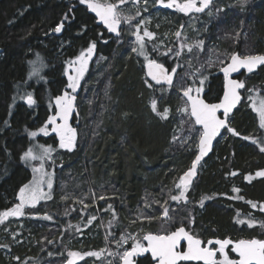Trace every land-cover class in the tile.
<instances>
[{
    "label": "trees",
    "instance_id": "1",
    "mask_svg": "<svg viewBox=\"0 0 264 264\" xmlns=\"http://www.w3.org/2000/svg\"><path fill=\"white\" fill-rule=\"evenodd\" d=\"M73 3H75L73 0H0V210L11 207L15 203L19 187L31 179L30 168L25 167L19 159L22 152L33 142L30 141L25 129L37 130L47 120L48 115L52 114L49 98L63 90L66 83V77L63 75L65 61L74 58L90 41L96 40V55L107 57L111 64L110 71L106 72V77L111 83V100L104 101L98 72L89 71L85 78L89 88L84 96V89H81L77 104L81 108V115L84 116L86 107L83 104L87 105V98H93L90 95H94L95 90V102L90 110L94 112L92 118L103 123L97 130L98 135L92 137L93 144L89 150L85 151L82 145L78 153L66 151L65 154L70 157L72 163H67L66 169L72 174H82L84 180L89 183L94 181L90 183L94 188L104 185L108 193L115 191L120 199L112 202L118 211L119 219L123 221L124 218L126 221L124 215L128 212L134 213L142 203V196L151 194V198L156 199L159 196L163 201L166 198V191L175 188L179 176L190 166L194 155L193 151L177 150L170 144L174 128H178L173 119L177 116L176 99L170 98L169 94L161 103V107L166 104L171 109L169 121L160 122L150 113L147 102L152 93L142 82L143 60L139 58L138 62L137 58L127 59L130 51L128 46L126 44L118 46L114 39H109L110 36L94 22L95 19L90 12L76 4L75 19L67 22L60 34L50 33V29L60 22ZM220 3L234 5L222 14L221 24L224 25L217 28L211 23L205 31L203 27L206 23L202 24L200 36L194 39H204L207 48H210L212 40L221 41L229 47L228 52L233 50L241 54L264 52V0H248L241 13L238 12L240 5L234 4L232 0H220ZM174 18L177 24L187 23L188 20L179 13ZM83 24L88 25L87 31L77 35ZM237 31L241 35L238 42H234L233 37ZM101 32L104 33V39L109 40L108 44L99 39L98 34ZM125 37L124 35L123 40H126ZM36 52L41 53L48 65L46 70H42V75L47 79L46 84L28 78L30 71L28 61L35 59ZM158 59L166 66L172 65L162 57ZM212 69L208 70L212 72H208L210 75L204 95L208 101L218 102L223 93V81L220 73ZM241 80L245 81L246 88L259 89L260 94L264 95V66L252 74H242ZM18 92L33 93L37 104L29 108L17 95ZM242 95L243 104H240L232 115V127L242 135H263V131L258 129L256 113L245 107L248 97L246 89H242ZM178 98L180 100L179 95ZM101 104L106 105L108 109L103 116L100 115ZM123 112L129 113L126 120L121 119ZM77 118L74 113L73 123ZM6 120L9 121L7 126L4 124ZM89 131L87 130L83 137L88 138L86 134ZM34 142L56 145L57 139L52 134L48 137L39 135ZM204 162L209 164V168L203 173L200 172L196 183L194 182L193 202L196 204L204 197L209 199L205 200L203 208H199L193 231L205 241L214 237H230L234 240L251 237L264 239V234H261L259 228L250 230L246 225L235 223L237 214L239 218H245L249 213L264 217V213L256 212L246 203L248 200L264 202V178H255L251 183L244 180V175H254L255 171L264 169V153H260L250 142L232 137L225 130L216 140L212 153ZM88 169L90 175L87 173ZM232 171H237L238 175L235 177L226 175ZM58 180L59 176L56 178L55 189ZM234 186L239 187L241 192L233 193L231 189ZM161 189H164L163 193ZM99 191L101 192V188ZM237 195L243 196L244 200L228 199L229 196ZM58 198L55 190L52 201L46 202L45 207L38 206L41 212L48 211L52 214L53 221L25 218L29 230L23 232L22 236H29L30 242L25 247L8 244L12 254L11 260L0 254V264H10V261L33 264V260L36 259L40 264H50L62 257H49V251L60 252L76 235L77 238H87L88 230L85 229L83 235L64 231L67 222L62 217L65 208H71L72 205L68 202L60 205ZM195 204L192 206L199 207ZM99 206H105L104 202H100ZM73 207L79 209L77 205ZM158 214L159 212L155 213ZM103 215L104 221L109 219L106 213ZM79 217L78 213H73L71 219L75 223H80ZM98 220L94 221L95 224H99ZM157 224L159 222L156 221L150 225L145 223L143 228L145 231L155 232ZM136 227H139V224ZM44 237L53 240L54 243L51 245L46 242L43 245L38 243ZM16 256L20 257L19 262L12 259ZM139 264H151V260L149 257L139 258Z\"/></svg>",
    "mask_w": 264,
    "mask_h": 264
},
{
    "label": "snow or ice",
    "instance_id": "2",
    "mask_svg": "<svg viewBox=\"0 0 264 264\" xmlns=\"http://www.w3.org/2000/svg\"><path fill=\"white\" fill-rule=\"evenodd\" d=\"M247 3L248 0H238L241 10H244ZM78 4L86 6V10L94 14L97 25L102 26L109 34H113L109 39H114L118 45L123 44L125 34L130 36V51L127 59L137 58L139 62V58H143L144 76L142 82L152 93L148 98L147 108L160 122L169 121L171 112L169 106L165 104L161 107V103L165 101V97L171 90L177 91L182 105L176 109L180 117L179 127L174 128L170 144L177 150L193 151L194 158L187 170L179 176L178 182L175 184V194L169 190L162 202L151 198V194H146L141 197L142 203L138 205L135 213H129L131 216L130 225L141 224L138 233H132L128 228H124L119 237H116L114 229L118 227L119 223L118 211L112 201L120 199V197L115 191L108 193L105 186L101 185V194L99 195L92 187L80 195L65 192L61 196V201L67 202L71 199L73 205L80 207L79 209L66 207L64 215L67 217L72 213H78L81 222L76 225L69 222L64 231L70 232L74 228L75 233L83 235L84 229L93 226L94 221L100 217V213H110L111 219L106 225L101 221L98 227H106L113 231L105 232V246L99 250L82 252L69 250L67 245H64L60 252L49 251L48 256L63 257L66 252V259H63L61 264H80L81 261L87 264L86 258H95L94 264L96 261H99L100 264H139V258H148L146 254H150L152 264H264V239L251 237L234 240L230 237H214L205 241L193 231L195 225L193 211L188 209L187 216H180L179 213L185 209L171 205V202L185 206L191 203L189 193L199 175L201 162L213 150V142L217 137L223 135L222 130H226L232 137L250 142L259 149L260 153H264V135H242L240 131L232 127L233 110L242 100L239 90L246 89L249 93L247 99L250 101L248 106L258 117V129L264 130V95L260 94L259 89L246 88L245 81L231 78L233 73H238L241 69L246 70L247 73H254L258 68L264 66V52L244 54L236 50L220 52L215 46L207 48L204 39H195L190 42L185 32V24H180L171 34L175 37V41L171 44L165 43L169 33H164L163 39H161L158 32L150 29L152 24L150 8L171 9L193 21H198L200 14L207 15L209 20L220 19L221 14L234 5L221 4L220 0H78ZM127 5H132L134 11L126 7ZM76 6V3L69 6L68 12L64 13L60 22L50 29V33L60 34L64 30L65 24L75 19ZM144 13H148V15H144ZM188 26L199 35V29L195 27V24ZM159 27L160 25L157 24L156 28L159 29ZM87 29V24L81 25L77 35L83 34ZM204 30H208L207 25ZM48 34L45 33V35ZM240 35L239 31L235 33L234 42H238ZM98 36L104 44L109 43V40L104 39L103 32ZM206 48L208 58L202 60L201 53L205 52ZM96 49L97 41H90L78 55L65 61L63 75L66 77V83L63 90L49 98V108L52 109L53 114L48 115L47 120L37 130L25 129L30 141H34L41 134L48 137L50 133H54L58 138L59 149L66 150L68 153H72L76 149L78 131L76 127L72 126L70 120L78 108L77 100L81 88L83 87L85 92L88 90L85 78L90 71V62L94 59ZM150 53H155L156 57H162L164 60H174L175 64L166 66L161 59L153 58ZM186 54L188 59L184 60ZM34 56L35 59L28 61L30 66L28 78H37L46 84L47 79L42 75V70H46L48 65L41 53L36 52ZM107 59V57L100 56L95 60V63L100 64ZM182 60H184L183 63L180 62ZM193 60H196L199 66L193 64ZM217 66L223 73V93L218 98V102H210L204 95L206 82L210 75L208 70ZM179 69L184 70L183 75L178 71ZM82 81H85L83 85ZM110 88L109 81L104 89L106 100H111ZM93 94L96 97L95 90H93ZM17 95L29 108L37 104V100L31 92L23 94L18 92ZM141 98H143V93H141ZM15 99L14 96L13 101ZM87 102L92 106L95 101L94 98H88ZM100 107L102 109L100 115L103 116L108 109L104 104H101ZM9 108V114H11V105ZM218 113H222L223 118ZM128 116V112L121 113V119L126 120ZM102 123L103 121L96 122V128H99ZM4 124L7 126L9 121H4ZM93 135H98V133L94 130ZM54 152H56V148L51 145L32 143L20 155V161L25 167L30 168L32 175L27 183L19 187L15 197L18 202L5 210H0V225H6L7 222V226L2 229L4 232L9 231L13 218L20 220V218L26 217L49 222L54 220L52 214L48 211L41 212L38 207L41 202L46 203L54 199L55 168L57 167ZM59 167L62 168V165ZM226 175L235 177L238 172L232 171ZM255 178H264V169L255 171L254 175H244V180L249 183ZM90 183H94V181ZM65 187L66 185H61L62 191ZM231 191L238 194L241 189L234 186ZM161 192L163 193L164 189H161ZM207 199L209 197L202 198L198 202L199 207L203 208ZM228 199L244 200V197L237 195L229 196ZM88 200H91V204L87 202ZM100 202H104L105 206H99ZM246 203L256 212L264 213V202L248 200ZM153 205H159V215L154 214L157 209H154ZM178 218L179 225L177 226ZM153 221L160 223V230L158 232L145 231L143 224H151ZM235 223L241 226L246 225L250 230L259 228L261 234H264V217L249 213L245 218H239V214H237ZM20 226L23 227V224L21 223ZM19 235L18 231L10 233L12 240L16 243H20L17 239ZM45 242L49 245L54 243L47 237L38 241L41 245ZM129 243L130 247H125ZM111 244L115 245V250L109 247ZM0 248L11 250L8 244H0ZM12 259L20 261L18 256L12 257ZM33 264H40V261L33 260Z\"/></svg>",
    "mask_w": 264,
    "mask_h": 264
},
{
    "label": "rangeland",
    "instance_id": "3",
    "mask_svg": "<svg viewBox=\"0 0 264 264\" xmlns=\"http://www.w3.org/2000/svg\"><path fill=\"white\" fill-rule=\"evenodd\" d=\"M73 1H75V3L77 5H79L78 4V0H73ZM232 2L234 4H238V0H232ZM80 6H82V5H80ZM82 7H84V6H82ZM127 7L130 8V9H133V11H134V7L132 5H128ZM238 12L241 13V12H243V10H241V8H239V11ZM150 13L152 14V24L150 25V29L153 30V31H155V32H158V34L161 37V39H163V34L164 33H169L168 39L165 41V43H168V44H171V43H173L175 41V37L172 36L171 34L180 26V24H185L186 25L185 32L187 33L190 42L192 40H195L194 37H199L200 36V31H199V35H198L197 32L193 31L192 28L189 27L188 25L195 24V27L198 28L199 30L201 29V25L202 24H205V23H206L205 25H207V28L210 27V24L211 23L215 24V26L217 28H220L221 26L224 25V24H221L222 23V18H223L222 14H221V18L220 19H212V20H209V17L207 15L200 14L198 21H193L189 17L185 16V17L188 18L187 23H178L177 24L176 23V20L174 18V16L177 13L174 12L173 10H171V9H164V8H160V7H155V8H150ZM179 14H181V13H179ZM144 15H148V13H144ZM157 24L160 25L159 29L156 28V25ZM125 36H126L125 37L126 40H123V44H119V45L126 44L128 46V48H129L130 36L127 35V34H125ZM206 41H208V39H206ZM232 44H233V41H232ZM214 46L220 52H224L225 50H227V48H229V47H226L225 44L223 42H221V41L212 40V43L210 45V48H212ZM129 50H130V48H129ZM150 54L152 56H155L156 57L155 53H150ZM97 58H99V57L96 55V52H95L94 59H93L92 62H90V71L98 72V75H99L98 81H101V86H102L101 88L103 89V92H101V94L104 97V89H105V86H106V84L109 83V79H108V77H106V72H109L110 69H111V67H109V64L110 63L107 60L101 62L100 64H96L95 63V60ZM207 58H208L207 57V53L206 52H203V55L201 54V59L203 60V59H207ZM134 59H136V58H134ZM141 59L143 60L142 57H141ZM187 59H188V56L186 54L184 56V60H187ZM184 60H182L180 62L183 63ZM167 61L170 62L172 64V66H174V64H175V61L174 60H167ZM193 64H195L196 66H199L196 60H193ZM214 69L217 70L216 72H219L220 73L219 66L215 67ZM183 71L184 70L181 69V71H180L181 75H183ZM143 72H144V70H143ZM208 72H212V71H208ZM32 79L38 80L37 78H32ZM84 83H85V81H82V85ZM87 86L89 88V85H87ZM80 92H81V90H80ZM80 92H79V94H80ZM84 94H85V91H83V96H84ZM169 94H170V98H172L173 100L176 99L175 100V103L178 105V107L180 105H182V100L181 99L179 100V98H178V95L179 94L177 93V91L175 89H173V91H170ZM252 94L255 95V93H252ZM248 95H249V93H248ZM91 96H93V98H94V95H90V97ZM104 101H107L108 102L109 100H106L105 99ZM249 104H250V101H248V99H247V103H246V106L245 107H249L248 106ZM83 105L86 107L84 109L85 110V115L84 116L81 115V108L78 107L77 110H76V112H74V113H76V115L78 113V115H77V117H78L77 118V121L73 123V117L70 120V123L72 124V126L73 127H76L77 128V131H78L77 147L74 150L77 153L82 149V145H83V147H85L84 148L85 151L86 150H89V148L93 144L92 143V137H95V135H93V131L95 130L97 132V130L99 129V128H96V121H97V119L92 118V116H94V112L92 110H90L91 109V106L88 104V102H87V105H85V104H83ZM249 108L251 109V107H249ZM52 114H53V111H52ZM73 116H74V114H73ZM173 119H174L175 125L177 127H179V119H180V117H179L178 113H177V116L176 117L174 116ZM87 130H90L89 133L86 134V135H88V138H86L85 136L83 137L84 133ZM262 131H263V135H264V130H262ZM50 134H52V136H54L56 138V136H55L54 133H50ZM56 139H57L56 145H52L50 143H44V145L45 146L51 145L54 148H56V152L53 153V155L55 157V160H56V165H57V167L55 168L56 177H55L54 187L56 185V178L59 176V180L57 181V188L55 189V190H57V195L59 196L58 203L60 205L66 203V202H62L61 201V196L65 192H67V193H75L76 195H80L83 192H87V190H88L89 187H92L96 191L97 195L101 194V192L99 191V188L100 187H98V188L95 187L94 188L92 185H90L89 181H87V180L85 181L84 180V176L82 174H77L76 172H74L76 174H72L70 171H68L66 169L67 163L69 164V162H70L71 159H70V157L68 155L65 154L66 153V150H61V149L58 148V138H56ZM34 141L32 143H38V142H34ZM59 165H62V168L59 167ZM207 168H209V164L203 162L202 165L199 168V173L200 172L203 173L204 170L207 169ZM87 173H88V175H90L89 169H88ZM61 185H66V187L63 189V191L61 189ZM77 185H79V187H77ZM173 189H174V191H173ZM173 189H172L173 194H175V188H173ZM193 190L194 189H192L190 191V193H189V199L191 201V203L189 205H187V206H185V205H176L175 202H171L172 207L184 208L185 209L184 211H181L179 213L180 216H187V210L188 209H191L193 211L195 217H197V215L199 214V208L200 207H194V206H192V205L195 204L193 202V194H192L194 192ZM168 191H166V193ZM165 194H163V195H165ZM152 198H154V197H152ZM156 199L160 200V197L158 196V197H156ZM16 202H18V201L15 200V203ZM67 202L70 205H72V207L74 206L72 204L71 199L69 201H67ZM87 202L89 204H91V200H88ZM44 204H46V203L45 202H41V205H43V207H45ZM195 205L199 206L198 203H196ZM77 206H78V208L80 207L79 205H77ZM156 207H159V205H153V208L154 209ZM135 211H134V213H135ZM156 212H159V208L157 209V211L154 212V214ZM129 213L130 212H128V213H126L124 215L126 217V221H124V218H123V221H122V219H119V217H118V221H119L118 227L114 229L115 235H116L117 238L119 237L120 233L123 231V228H125L126 226L129 227L128 229L132 233H138V232H140V227H141L140 223H137L135 226L130 225L129 220L131 219V216L129 215ZM106 214L108 215V218L109 219H107L106 221H104V215H103V213H100V217L98 218L99 219L98 220V223L99 224H95V222H94V226H91L90 228L85 229V230H88L87 238L86 239H82V237L77 238V235H76V237L74 239H70L69 240V244L67 245L68 249L69 250H78V251H82L83 252V251H88V250H99L100 248L104 247L105 246V240H104V234H105V232L106 231H113V229H107L106 227L105 228L98 227V225H100L101 221H103V223L106 225L107 222L111 219V214L110 213H106ZM72 215H73V213L70 216H67V217L64 215L62 218H64L66 220L67 224L69 222L72 225L78 224L79 222H76L75 223L74 220L71 219ZM25 218L26 217H22V218H20V220H15L13 218L12 221H11V224L9 226V231L8 232H4L2 230L3 227L7 226V222H6V225H0V244H11L13 246H24V247L26 245H28V243L30 242L29 236H26V235L25 236H22V233L23 232L29 230V227H27V225H26ZM157 222L158 221H156V223ZM21 223L23 224V227L20 226ZM67 224H66V226H67ZM138 224H139V227H136ZM178 224H179V218L177 219V225ZM132 228H134V229L132 230ZM72 230L69 232L70 234H74L75 233V229L73 228ZM159 230H160V223L157 224V227L155 229V232H158ZM14 231H18L20 233V235L17 237V239L20 241V243H16V242H14L12 240V238L10 236V233L11 232H14ZM55 246H59V245L58 244H55ZM59 247H61V246H59ZM109 247H111L113 250H115V245L114 244L109 245ZM125 247H130V243H129V245H126ZM41 248H42V246H41ZM0 254H2V256L5 259L11 260L12 254H11V252L8 249L0 248ZM62 258L63 259H66V252H65V254H64V256ZM62 258L58 259V261H55V262L52 261L50 264H61V261L63 260ZM86 260H87V264H94L95 258H86ZM10 264H18V263H14V262L10 261ZM80 264H84V262L81 261ZM95 264H100V262L99 261H96Z\"/></svg>",
    "mask_w": 264,
    "mask_h": 264
},
{
    "label": "water",
    "instance_id": "4",
    "mask_svg": "<svg viewBox=\"0 0 264 264\" xmlns=\"http://www.w3.org/2000/svg\"><path fill=\"white\" fill-rule=\"evenodd\" d=\"M85 8H86V6H85ZM91 15L94 17V14H93V13H91ZM94 22H95V21H94ZM99 26H100V25H99ZM100 27L105 31V34H106L107 36H111V35H113V34H109V33H108V32H107L102 26H100ZM261 67H262V66H261ZM261 67H260V68H261ZM258 69H259V68H258ZM258 69H257V70H258ZM257 70H256V71H257ZM242 71H246V70L241 69L240 72H238V73H233L231 78H233V79H237V77L242 73ZM256 71H255V72H256ZM220 75L222 76V79H223V73H222V72H220ZM238 80H239V79H238ZM239 91L241 92V90H239ZM222 92H223V91H222ZM241 97H242V96H241ZM241 102H242V100H241ZM240 104H242V103H240ZM240 104H239V105H240ZM239 105H238V106H239ZM238 106H237V107H238ZM236 109H237V108H236ZM236 109L233 110V114H234V111H235ZM218 115H221V118H223V117H222V113H218ZM232 117H233V116H232ZM223 131H224V130H222V132H223ZM217 139H218V137H217ZM217 139H216V140H217ZM216 140L213 142L214 146H215V142H216ZM213 149H214V148H213ZM212 151H213V150H212ZM212 151L208 154L207 157L204 158V160L201 162V165H202V163L205 161V159L208 158V157L210 156V154L212 153ZM198 176H199V175H198ZM197 178H198V177H197ZM195 181H196V180H195ZM206 241H207V240H206ZM146 255L150 258V254H146ZM150 260H151V258H150ZM151 264H152V262H151Z\"/></svg>",
    "mask_w": 264,
    "mask_h": 264
},
{
    "label": "flooded vegetation",
    "instance_id": "5",
    "mask_svg": "<svg viewBox=\"0 0 264 264\" xmlns=\"http://www.w3.org/2000/svg\"><path fill=\"white\" fill-rule=\"evenodd\" d=\"M78 6H80V5H78ZM84 8H85V7H84ZM85 9H86V8H85ZM259 69H260V68H259ZM259 69H258V70H259ZM258 70H257V71H258ZM257 71H256V72H257ZM244 73L246 74L247 72H246V71H242V73L237 77V79L241 80V76H242V74H244ZM247 74H250V73H247ZM222 80H223V79H222ZM240 93H241L242 98L244 99V97H243V95H242V89H241V92H240ZM243 99H242V102H243ZM242 102H241V103H242ZM242 104H243V103H242ZM238 107H239V106H238ZM238 107H237V108H238ZM220 116H221V115H220ZM224 131H225V130H224ZM224 131H223V132H224Z\"/></svg>",
    "mask_w": 264,
    "mask_h": 264
},
{
    "label": "bare ground",
    "instance_id": "6",
    "mask_svg": "<svg viewBox=\"0 0 264 264\" xmlns=\"http://www.w3.org/2000/svg\"><path fill=\"white\" fill-rule=\"evenodd\" d=\"M85 7V6H84ZM91 14V13H90ZM92 16V15H91ZM251 74V73H250ZM223 81V80H222ZM243 99V98H242Z\"/></svg>",
    "mask_w": 264,
    "mask_h": 264
}]
</instances>
